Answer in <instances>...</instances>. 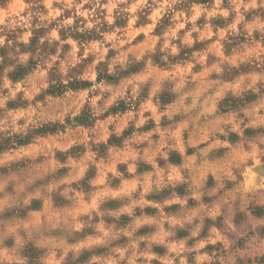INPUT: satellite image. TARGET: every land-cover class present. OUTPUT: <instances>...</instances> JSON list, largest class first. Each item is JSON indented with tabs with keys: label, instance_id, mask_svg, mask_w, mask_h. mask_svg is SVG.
I'll use <instances>...</instances> for the list:
<instances>
[{
	"label": "clouds",
	"instance_id": "obj_1",
	"mask_svg": "<svg viewBox=\"0 0 264 264\" xmlns=\"http://www.w3.org/2000/svg\"><path fill=\"white\" fill-rule=\"evenodd\" d=\"M0 264H264V0H0Z\"/></svg>",
	"mask_w": 264,
	"mask_h": 264
}]
</instances>
